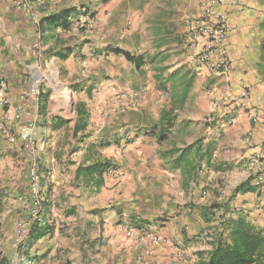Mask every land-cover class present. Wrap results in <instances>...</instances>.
I'll return each instance as SVG.
<instances>
[{
  "label": "crops",
  "instance_id": "crops-1",
  "mask_svg": "<svg viewBox=\"0 0 264 264\" xmlns=\"http://www.w3.org/2000/svg\"><path fill=\"white\" fill-rule=\"evenodd\" d=\"M30 1L44 16L73 9L77 17L92 11L100 19L88 31L44 26L36 50L29 16L12 0H0V75L11 100L0 117L5 114L16 133L24 118L37 120L33 151L0 135V162L6 158L0 167L26 162L16 167L21 184L32 166L39 169L49 194L44 214L53 227L31 247L30 264H200L218 232L222 211L213 205H223L248 180L250 145L264 153V0H224L220 10L232 26L224 42L231 65L217 72L195 59L202 41L195 38L194 23L209 0ZM107 47L143 54L146 63L136 69ZM65 52L70 55L62 59L58 53ZM129 90L140 93L138 105ZM119 91L126 93L121 110ZM41 92L48 93L44 113ZM179 98L184 101L176 103ZM80 104L88 118L76 133ZM165 112L174 119L160 124ZM59 120L64 122L56 126ZM155 124L160 134L165 126V138L151 135ZM186 148L195 169L173 165ZM103 160L118 166L119 180L104 175L98 185L93 178L77 179L79 168ZM0 169L8 174V167ZM239 175L243 181L228 180ZM5 196L0 188V207ZM257 199H264V189L238 194L235 206L250 218ZM6 221L0 226L14 224ZM128 229L137 236L129 237ZM149 232L163 242L146 255L143 234ZM21 240L15 234L4 239L9 250L0 251L10 264H25Z\"/></svg>",
  "mask_w": 264,
  "mask_h": 264
},
{
  "label": "trees",
  "instance_id": "trees-1",
  "mask_svg": "<svg viewBox=\"0 0 264 264\" xmlns=\"http://www.w3.org/2000/svg\"><path fill=\"white\" fill-rule=\"evenodd\" d=\"M94 13V12H93ZM95 14V13H94ZM77 13L73 9H67L60 13H50L43 16L40 22V31H43L44 26L53 25L55 27H61L64 30H71L73 20ZM112 48V50H110ZM113 51L117 54L124 55L129 61H131L136 69H140L145 65L146 60L143 54H133L130 51L121 49L120 47H107L106 51ZM62 59H66L70 53L64 54L58 53ZM185 89L187 85H184ZM91 90V89H90ZM89 90V92H91ZM183 99H177L176 103H182ZM48 104V93H40V112L44 113ZM78 121L75 126V132L77 133L81 128H85L88 118V112L84 104H80L77 109ZM174 116L165 112L163 119L160 122L172 121ZM81 121H83L81 125ZM64 120H59V123ZM158 125L155 124L152 127L151 135H156L158 139L165 138V131L161 134L158 131ZM190 148H186L180 156H178L173 162L174 166H179L185 162L188 166L195 169V165L189 160ZM109 167L118 168L116 164L110 162V160H103L91 166L79 168L77 171V179L81 176L87 178L90 181L92 178L96 180L98 185L104 183V175ZM201 167V166H200ZM201 169V168H199ZM254 178L249 177L247 181L238 185L227 197L226 202L223 205L215 203L213 208H217L222 211L218 220V232L212 241V250L209 252L207 258L200 261V264H264V227L258 226L250 218L249 214L243 209L235 206V199L238 194H244L249 191H257L260 187L253 183ZM30 190V186H29ZM31 193V191H30ZM49 208V202L44 200L41 202L40 218L33 220L28 228V232L25 238L20 242L18 246V252L23 257L24 263L30 264L33 261V257L30 256V249L36 242L42 239L44 236L53 232V227L49 224L48 218H45L44 214ZM47 216V215H46ZM37 256L36 258H38ZM37 261V260H36ZM0 264H10L6 256L0 251Z\"/></svg>",
  "mask_w": 264,
  "mask_h": 264
},
{
  "label": "built area",
  "instance_id": "built-area-1",
  "mask_svg": "<svg viewBox=\"0 0 264 264\" xmlns=\"http://www.w3.org/2000/svg\"><path fill=\"white\" fill-rule=\"evenodd\" d=\"M14 5L27 14L31 20V24L36 30V40L34 41V48L37 50L41 45L40 22L44 15L34 9L30 0H12ZM224 0H209L203 9L200 17L194 23L195 38L202 41V50L195 56L197 63L205 66L212 72L226 71L230 68L231 60L227 55L224 42L230 33L232 26L227 16L220 10ZM100 19L92 11H86L82 15L74 18L72 29L76 31H88L98 25ZM6 79L0 75V109H5L11 104V100L7 94ZM130 101L133 105L140 103V93L129 90ZM126 93L117 92L115 101L118 102L119 110L123 108L120 101L124 98ZM246 95V89L241 93V96ZM228 98L235 101L236 97L228 94ZM24 99V96H21ZM18 116L24 115L25 108L23 104L15 107ZM250 116L253 120H257L258 111L252 109ZM37 120L35 118H24L19 132H13L7 127V116L3 114L0 117V135L11 143L20 142L27 150L33 151L37 140L35 137V129ZM251 153L249 155L250 168L252 170L251 177L254 178L256 185L264 183V153L260 149H256L255 145H250ZM108 178L119 180L122 176L121 170L115 167H109L105 173ZM30 191L33 196V204L30 210V221L26 226H23V233H27L30 223L33 220L40 218L41 202L39 200L41 175L36 166H32L29 170ZM127 235L129 237H136L134 229H128ZM22 236V235H21ZM149 242L145 249V254L150 255L156 246L162 244L163 239L152 232L143 234Z\"/></svg>",
  "mask_w": 264,
  "mask_h": 264
},
{
  "label": "rangeland",
  "instance_id": "rangeland-1",
  "mask_svg": "<svg viewBox=\"0 0 264 264\" xmlns=\"http://www.w3.org/2000/svg\"><path fill=\"white\" fill-rule=\"evenodd\" d=\"M50 73L51 72H49V74ZM56 76H58L57 73ZM64 90L70 91L68 88H65ZM69 105L71 106V103ZM61 154H64V152L61 151ZM4 161H6V158H4L3 161H1L0 163H3ZM19 163L24 167L26 162L24 163L19 162ZM10 164H12V167H10ZM20 164L15 162L12 163L9 162L2 164V166L0 167V168L5 166L8 167V174L5 173L2 169H0V188L4 190L6 194V196L3 197L1 200L0 208L2 211L0 210V220L5 218L7 220L6 222L12 220L14 223L11 225L7 223L5 225L0 226V250H4V251L9 250L8 247L6 246V243L4 242V239L8 237L10 234L11 235L15 234L17 237L22 235L21 237L22 239H24L25 233L22 232L23 226L25 227L31 218L30 210L33 204V196L29 190L30 180L27 176L24 178L25 181L24 184H21V180L18 177V174L16 173V167L19 168L18 165ZM252 174L253 173L250 168V161L248 159L245 176L249 178ZM245 176L243 175L231 176L230 178H228V180L231 181L234 185L235 183L243 181ZM253 183L256 184L255 181H253ZM257 186L261 188V191L262 189H264L263 188L264 183ZM48 195L49 194L47 193L46 187L43 184V179H41L39 200L42 201L43 199L46 200V197H48ZM255 202L256 204H254L253 207L250 210H248L251 213L250 218L257 221L262 226H264V199L263 200L257 199Z\"/></svg>",
  "mask_w": 264,
  "mask_h": 264
},
{
  "label": "bare ground",
  "instance_id": "bare-ground-1",
  "mask_svg": "<svg viewBox=\"0 0 264 264\" xmlns=\"http://www.w3.org/2000/svg\"><path fill=\"white\" fill-rule=\"evenodd\" d=\"M53 73H54V71H53ZM64 92H65V96H67V98L69 99V93H68V91L65 90Z\"/></svg>",
  "mask_w": 264,
  "mask_h": 264
}]
</instances>
